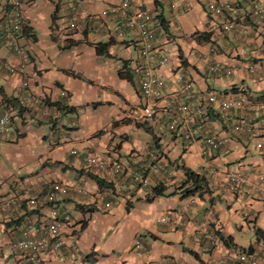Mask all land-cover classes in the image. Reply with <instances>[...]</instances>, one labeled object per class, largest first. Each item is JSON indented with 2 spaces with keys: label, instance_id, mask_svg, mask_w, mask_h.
I'll return each instance as SVG.
<instances>
[{
  "label": "crops",
  "instance_id": "1",
  "mask_svg": "<svg viewBox=\"0 0 264 264\" xmlns=\"http://www.w3.org/2000/svg\"><path fill=\"white\" fill-rule=\"evenodd\" d=\"M213 1L237 5L229 16L215 19L206 11ZM23 2L29 27L18 39L23 54L0 37V115L10 110L16 126L12 136L0 138V201L11 203L0 210V264H16L13 244L25 227L36 236L42 233L49 208H33L29 200L55 182L70 189L59 205L72 222L62 230V250L40 254L38 264H221L225 259L241 264V253L264 264V241L257 233H264V115L253 117V137L233 131L249 113L232 111L224 119L214 106L203 129L198 120L191 126L181 122L177 133L169 130L176 116L169 94L181 89V75L194 83L192 105L206 103L214 92L264 100V21L252 15L251 0H135L156 17L161 26L156 47L169 58L156 70L167 87L155 100L153 120L143 118L144 98L132 72L140 59L138 34L128 30L115 37V19L98 18L122 0ZM5 8L0 0V17ZM229 19L237 27L224 32L221 23ZM72 23L76 30H69ZM98 44H110L111 57L99 55ZM216 63L234 74L210 73ZM122 71H129L133 81L121 78ZM62 90L68 99H61ZM5 97L25 110L28 99L62 110L52 120L19 117ZM188 128L196 137L192 144L185 139ZM209 134L227 137L229 144L213 152L205 145ZM150 151L156 154L153 160L144 158ZM113 154L127 166L126 174H102L85 162L87 156ZM136 156L142 157L138 165ZM182 167L206 176L208 193L183 197L178 190L185 178ZM137 170L149 178L148 188L134 183L131 174ZM236 172L249 184L233 195L226 189ZM159 185L172 195L149 201ZM168 215L173 221L162 223ZM209 228L220 233L214 246L204 238ZM137 238L146 249L141 256L133 250Z\"/></svg>",
  "mask_w": 264,
  "mask_h": 264
},
{
  "label": "built area",
  "instance_id": "2",
  "mask_svg": "<svg viewBox=\"0 0 264 264\" xmlns=\"http://www.w3.org/2000/svg\"><path fill=\"white\" fill-rule=\"evenodd\" d=\"M6 8L3 15L0 17V37L6 38L11 49L17 55L23 54V48L19 44V36L25 32L28 27L24 16L23 0H4ZM252 15L259 21H264V2L252 1ZM236 3L213 1L206 7L207 13L213 18H225L232 14L236 8ZM98 18L100 19H115V26L112 29V34L115 37L123 38L128 30L138 34L140 46V59L132 68L133 75L138 82L139 90L144 98L142 105L143 118L145 120H153L156 116L155 100L164 96L167 87V81L164 77L158 75L156 70L164 68L169 63V58L166 55H159L156 47V40L161 33V26L157 23L156 17L147 9L140 6L135 0H122L118 5L110 6L104 10ZM237 22L235 20H226L221 23V29L224 32H232L236 29ZM78 28L76 23L69 26V30L73 31ZM264 50V43L262 45ZM11 72H16L15 68L8 67ZM256 67L253 65L249 71L253 73ZM210 73L218 77L234 74L232 68H225L221 64H213L209 68ZM181 84V89L169 94L172 102L175 104L176 116L169 125L171 132L177 133L180 130L181 122L186 125H192L196 121H205L207 119L209 107L214 106L221 116H226L232 111H241L249 113L250 116H244L241 123L233 127V131L241 136L253 137L256 133L253 117L264 115V100L252 99L244 94L234 97L224 96L218 93H209L206 98V103L192 105L191 101L195 98L194 83L186 80L183 75L178 78ZM61 99H68V93L62 90L60 93ZM27 110L24 109V114L33 117L34 119L52 120L55 118L58 108L51 106L48 103L32 102L28 99ZM27 112V113H26ZM206 123L200 124V129ZM16 131L15 117L10 110H4L0 115V138L10 137ZM186 141L192 144L196 142L195 134L188 128L185 136ZM229 144V138L222 137L216 134H209L205 138V145L213 152H219ZM77 155V151L72 152ZM147 160L156 158L154 152H148L144 157ZM142 157L134 158L135 165L141 163ZM86 164L100 173L106 175L121 176L126 174L127 166L116 155L113 154L109 158L100 156H87ZM135 184L142 188L150 186V180L143 172L137 170L131 174ZM264 180L263 178H261ZM249 181L242 173H231L227 191L233 195L243 192ZM70 193L68 186L55 182L50 185L45 194L33 197L29 200V204L33 208H49V217L47 224L44 226L42 233L39 236L34 235L33 228L25 227L21 232L18 240L13 244V253L17 255L16 264H26L30 260L34 264L39 263V256L45 252H59L64 246L62 230L64 226L72 222V215L67 210H64L59 205L61 198L67 197ZM11 205L10 202L3 203L0 201V210ZM107 208H111V204H106ZM173 217L165 216L161 219L162 223H171ZM205 240L212 246L216 245L220 237L218 232L209 228L204 234ZM133 250L139 256L146 251L141 241L137 238L133 245ZM241 264H258L259 259L248 253H241L238 257ZM221 264H227V259Z\"/></svg>",
  "mask_w": 264,
  "mask_h": 264
},
{
  "label": "trees",
  "instance_id": "3",
  "mask_svg": "<svg viewBox=\"0 0 264 264\" xmlns=\"http://www.w3.org/2000/svg\"><path fill=\"white\" fill-rule=\"evenodd\" d=\"M165 25V23H164ZM167 27L165 26V29ZM29 28H27L25 30L24 33L28 32ZM110 44H98L97 45V52L99 55L101 56H105V57H111L110 53H109V48ZM120 77L123 79H128L130 81H133V76L129 71H122L120 72ZM5 102L9 105V107H12L13 110L15 112L18 113L19 117H22V115L24 114V109L19 107L18 104H16V100H11V99H7L5 97ZM51 106H56L58 108V110H62V108H60V106L58 104H50ZM183 171H184V179L181 183L180 188L178 189L181 194L183 195V197H192V196H203L205 193H208V179L206 178V176H204L203 174L200 173H196L194 171H192L189 168L186 167H182ZM98 183L100 185L101 188H105L107 187V185L104 183V181L102 180H98ZM168 188L164 185H159L156 186L152 189L151 191V195L149 196L148 200L149 201H153L156 198L159 197H165V196H170L172 194H167ZM258 236H259V240H263L264 241V233L261 230L257 231ZM220 233L218 232V235ZM220 237V236H219Z\"/></svg>",
  "mask_w": 264,
  "mask_h": 264
},
{
  "label": "rangeland",
  "instance_id": "4",
  "mask_svg": "<svg viewBox=\"0 0 264 264\" xmlns=\"http://www.w3.org/2000/svg\"><path fill=\"white\" fill-rule=\"evenodd\" d=\"M8 41V40H7Z\"/></svg>",
  "mask_w": 264,
  "mask_h": 264
}]
</instances>
